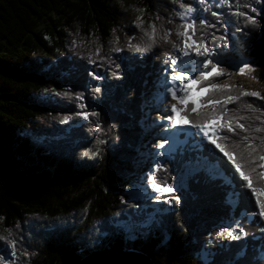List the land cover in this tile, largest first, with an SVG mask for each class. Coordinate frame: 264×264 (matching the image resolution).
<instances>
[{
	"label": "trees",
	"instance_id": "obj_1",
	"mask_svg": "<svg viewBox=\"0 0 264 264\" xmlns=\"http://www.w3.org/2000/svg\"><path fill=\"white\" fill-rule=\"evenodd\" d=\"M229 2L212 7L219 18L194 7L191 18L198 26L201 19L215 25L198 27L197 36L202 34L215 52L236 44L243 62L255 68L245 75L264 85V0ZM181 3L193 5L192 0H0V235L11 228L10 239L17 241L16 257H8L11 247L0 241L5 264H76L86 254L114 247L143 253L152 264H264V220L251 216L259 211L255 195L241 187L245 181L208 141L187 136L185 144L159 163V171L155 165L145 177L154 175L169 187L193 163L214 165L218 175L201 168L185 176L176 196L180 203L176 197L157 200L147 193L128 203L117 196L124 180L136 174L140 141L150 138L139 124L147 116L142 112L144 95L153 87V72L179 43ZM246 4L260 10V16ZM136 8L145 10L144 28L155 22L159 36L171 33L147 52L127 47L130 38L142 45L147 40L136 27ZM237 11L256 17L259 26L247 24ZM70 35L98 38L99 57L70 43ZM117 37L119 53L110 51ZM90 54L96 63L89 62ZM93 74L103 78L93 79ZM228 88L238 95L242 87ZM64 92L69 95H60ZM261 97H242L227 106L234 110L231 116L244 117L240 122L249 130L240 136L255 137L249 141L254 144L264 136L255 131L264 128ZM248 104L259 111L248 110ZM81 111L98 115L83 120L76 115ZM65 116L72 119L62 123ZM218 134L230 137L218 141L229 150L239 140ZM98 138L105 143L98 144ZM253 178L254 185L264 184L255 173ZM232 191L240 193L238 205L229 202ZM245 210L251 222L249 216L241 218ZM147 211L154 214L148 226ZM238 220L247 233L243 239L218 235Z\"/></svg>",
	"mask_w": 264,
	"mask_h": 264
},
{
	"label": "snow or ice",
	"instance_id": "obj_2",
	"mask_svg": "<svg viewBox=\"0 0 264 264\" xmlns=\"http://www.w3.org/2000/svg\"><path fill=\"white\" fill-rule=\"evenodd\" d=\"M196 2L201 6L202 10L205 12L211 11L213 6L220 7L222 5H229V0H196ZM257 3L261 2V0H256ZM245 7L249 8L251 13H255L256 17L260 16L261 12L256 7L251 4H246ZM180 8L183 10L178 12V15L181 20L184 21L180 25V29L177 31L176 36L179 39V43L173 44V48L176 52H178L182 57H190L195 55L196 57H203V59L197 60H180L178 61L175 57L171 58V60H165L166 64H169L171 70L170 79L165 80V96L170 95L173 101L176 103L170 104L172 116L169 117L171 124L173 126L176 125L175 113L177 111H181L184 113L182 118V125H189L191 128H195L198 130L195 134H203L204 138H207L208 142L215 146L224 157L234 166L237 173H239V177L245 181V184L241 187H247L251 190V192L255 195V204L258 206V212H252L251 216H259L261 220H264V184L254 185L253 173L256 174L260 180H264V171H257V169H264V136L259 138V144L250 143V139L254 140L255 137L250 138L247 135L240 136V133H245L249 130L247 126H245L240 121L244 119L243 116L238 119L231 116L229 113L234 111L229 109L227 106L231 103H237L240 101L242 97L247 96H255L259 97V93L257 92H249L245 91L242 88L239 89L238 95H232V89L226 88L221 84L215 82L214 77H219L225 75V72L219 68V61L213 60V56L216 55V52L208 46L206 41L204 40L203 35L197 36V30L199 28L205 27H215V25H210L206 19H201L200 25L198 26L194 19L191 18V13L197 11L196 8L185 5L183 3L180 4ZM137 13H139L135 18L136 27L140 28L144 32V36L147 40L142 44L133 43V39L130 38L127 42V47L130 49H135L137 52H147L150 47H152L157 39L167 40L168 36L171 35L170 32H165L161 37L159 36L160 30L157 27L155 22L148 24L147 28H144V9L136 8L134 9ZM234 14L244 16L247 24L258 27L259 22L256 17L249 15L245 12L237 11ZM211 15L219 18V13L215 11H211ZM160 19L159 16L156 17L158 21ZM113 34L115 35V30H113ZM75 44V41L73 42ZM120 41L117 37L113 41V47L110 49L112 52H121L122 48L116 45H119ZM101 48L97 47L95 50V55L99 57ZM90 63H96V61L92 58L90 54L89 57ZM100 59H104L100 57ZM111 61V57L107 58ZM191 65V67H189ZM117 69L119 65L116 66ZM249 71H255L250 64L244 63L237 69L236 74L244 75ZM113 75H116L114 72ZM103 77L99 74H93V79H102ZM199 88L201 93H209V97L205 100H201L200 103L202 107L209 108L211 107V111L202 112L197 108V102L195 100L191 101V107H189L187 101L192 92L196 91ZM95 92H99L100 88H94ZM220 94V95H216ZM60 95H69L68 92L60 93ZM264 99V97H261ZM77 100H82V95L76 96ZM178 105H184L183 108H178ZM217 105L221 107L219 109L216 108ZM79 107L83 110L85 105L83 103L79 104ZM248 110L250 111H259L254 109L251 104L247 105ZM78 116H82L83 119L88 120L89 116H97L96 112H78L76 113ZM261 116H264V112L260 113ZM194 117V118H193ZM71 116H65L62 120V123H67L71 120ZM260 119V117H257ZM261 124H264V120L260 121ZM239 129V132H237ZM97 132L101 131V128L97 127ZM230 133L232 137L239 136L238 141H233L231 145V150L226 144L219 143L221 140H229L230 137L228 135L221 136L219 132ZM255 131L257 133L264 132V128H256ZM212 133L209 135V133ZM193 133H187L186 135H195ZM98 144L105 143L102 139H97ZM164 144H159L157 147L164 148ZM85 156L89 155L88 152L84 153ZM161 168L160 164L156 165L157 171ZM147 183L152 187V189L157 193L163 192H172L174 189L172 187H167L164 182L158 183L154 175H149L147 177ZM240 193L235 191L228 193L229 202L234 205L239 204ZM159 200V197L156 198ZM176 203H180L179 197L175 198ZM171 200H168L167 203L171 204ZM249 216V213L245 210L241 212V218ZM251 216H249V222H251ZM4 218L0 217V221ZM19 227V225H17ZM261 231H264V225L261 226ZM5 232L7 235H0V241H5L11 248L13 257L17 256L16 239H10L13 236V230L11 228H6ZM221 236L231 237L233 240H241L243 239L247 233L240 226L239 220L236 222V228L231 231H225L218 233ZM22 255H27L26 252H22ZM260 259L264 261V249L260 252ZM0 264H5V260L2 256H0ZM11 264H15V261H12ZM207 264V262H206Z\"/></svg>",
	"mask_w": 264,
	"mask_h": 264
},
{
	"label": "rangeland",
	"instance_id": "obj_3",
	"mask_svg": "<svg viewBox=\"0 0 264 264\" xmlns=\"http://www.w3.org/2000/svg\"><path fill=\"white\" fill-rule=\"evenodd\" d=\"M192 7L198 6L199 4L196 0H192ZM183 11L182 9L179 12ZM194 15V12L191 13ZM70 43L74 45L81 46L85 49V51L89 53L95 54V50L97 47H100V42L98 38L91 39H83L78 38L73 35L69 37ZM180 42V41H179ZM173 54L166 57L164 61L161 63L159 68L153 72V87L144 95V107L142 108V112L147 116L141 117L140 125L143 126L144 130L149 133L150 138L148 140H141L138 145V165L136 168V174L130 176L124 180V183L121 185L120 189L117 192L118 198L123 203L133 202L140 200L145 193L152 197L153 195L159 197V200L166 198H174L178 195L180 186L182 185L183 180L187 174L191 172H195L201 168H205L207 172L217 173L218 170L214 165H209L204 161H198L197 163H193L188 166L178 175L177 179H175L172 187L174 190L172 192H163L157 193L152 187L147 183V174L151 170V168L162 162L164 157H169V155L173 154L176 150H178L183 144L187 142V133H197L198 130L193 131L189 128L188 125L182 123V118H180L179 114L181 111H177L175 113L176 125L173 126L169 117L173 115L170 109V104L176 103L171 99L170 95L165 96V80L170 79L172 73L169 67V64L165 63V60H171V58L175 57L178 61L180 60H197L203 59V57H196L192 55L190 57H182L178 52L173 50ZM213 60H218L219 68L225 72V75L221 76L216 82L225 86L226 88L232 87L234 85H240L244 90L249 92H257L262 97H264V85L256 82L251 77L247 75H238L236 74L237 69L244 64L243 57L238 51V47L236 44L230 45L227 50H222L216 52V55L213 56ZM191 67V65H189ZM205 93H201L198 88L196 91L192 92L190 98L189 96L187 103H191V101L195 100L197 102V108L199 111L212 110L211 107L204 108L202 107L200 101L204 97ZM264 100V99H263ZM184 105H178V108H183ZM86 112V111H83ZM83 119V117L81 116ZM85 120V119H83ZM212 133L210 132L209 135ZM185 138H184V137ZM194 136L191 135L190 138ZM198 139H203L208 141L207 138L203 137V134H195ZM164 144V148H159L157 145ZM218 175V173H217ZM216 176V175H214ZM168 187V186H167ZM264 197V196H262ZM154 214L152 212L146 213V225H150V223L154 220ZM121 227L124 232H128V226L121 223ZM236 228V222L228 225L225 231H231ZM132 238V235H129V239ZM226 239H231V237H227ZM12 248H10V252L8 257H12ZM202 259L207 261L206 254H202Z\"/></svg>",
	"mask_w": 264,
	"mask_h": 264
},
{
	"label": "water",
	"instance_id": "obj_4",
	"mask_svg": "<svg viewBox=\"0 0 264 264\" xmlns=\"http://www.w3.org/2000/svg\"><path fill=\"white\" fill-rule=\"evenodd\" d=\"M76 264H152L147 255L121 248L99 249L86 254Z\"/></svg>",
	"mask_w": 264,
	"mask_h": 264
},
{
	"label": "bare ground",
	"instance_id": "obj_5",
	"mask_svg": "<svg viewBox=\"0 0 264 264\" xmlns=\"http://www.w3.org/2000/svg\"><path fill=\"white\" fill-rule=\"evenodd\" d=\"M191 96V95H190ZM190 98H193V96H191Z\"/></svg>",
	"mask_w": 264,
	"mask_h": 264
}]
</instances>
